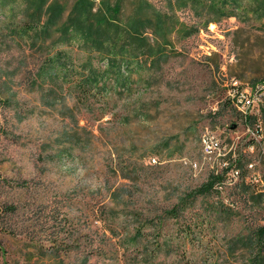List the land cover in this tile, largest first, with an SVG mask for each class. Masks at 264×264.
<instances>
[{
  "label": "rangeland",
  "instance_id": "374dc122",
  "mask_svg": "<svg viewBox=\"0 0 264 264\" xmlns=\"http://www.w3.org/2000/svg\"><path fill=\"white\" fill-rule=\"evenodd\" d=\"M177 15L181 33L129 48L88 96L74 72L39 73L36 31L0 39V264H249L233 243L264 225V103L248 125L229 97L264 81V18L196 32ZM79 44L75 66L109 71Z\"/></svg>",
  "mask_w": 264,
  "mask_h": 264
},
{
  "label": "trees",
  "instance_id": "16d2710c",
  "mask_svg": "<svg viewBox=\"0 0 264 264\" xmlns=\"http://www.w3.org/2000/svg\"><path fill=\"white\" fill-rule=\"evenodd\" d=\"M164 2L166 11L158 9L150 0H0V39L11 37L16 40L25 33L36 31L37 38L32 40L30 49L42 52L39 73H43L48 79H59L74 72L80 76L76 83L78 90L82 92V96H88L94 91L102 90L101 82L109 73L121 74L118 57L127 56L129 48L138 44L144 49V53L151 55L154 52L151 37L168 43L174 33H181L185 24L180 22L177 15L180 11L193 14L196 25L192 28L196 32L219 23L221 19L234 17L241 10L255 19L264 18V0ZM76 42L80 43L78 50L98 52L100 58L108 59L109 71L93 66L91 60L75 66L69 57V49L73 50L70 45ZM158 52L163 53L160 46ZM67 63L70 64V70ZM84 69H90L88 75ZM257 85L264 86V81ZM229 100L235 107L234 100L230 97ZM3 101L0 88V105ZM237 111L248 125H252L254 121L257 124L255 115L246 117ZM257 131L260 134L258 129ZM230 170L239 172V163L232 162L225 173ZM209 179L208 183L192 193V197L218 191L225 184V179L219 174H213ZM258 196L257 198L262 197ZM179 207L181 206L178 205L168 214L177 217ZM242 242L246 247L248 263L264 264V225L253 231L248 238H236L233 244L239 246Z\"/></svg>",
  "mask_w": 264,
  "mask_h": 264
},
{
  "label": "built area",
  "instance_id": "2783aa9c",
  "mask_svg": "<svg viewBox=\"0 0 264 264\" xmlns=\"http://www.w3.org/2000/svg\"><path fill=\"white\" fill-rule=\"evenodd\" d=\"M230 96L234 100L235 108L247 117L248 115H253L256 108H258L254 107V100H261V103H264L263 85H257L251 90H233ZM209 144L212 148L211 140H209Z\"/></svg>",
  "mask_w": 264,
  "mask_h": 264
},
{
  "label": "bare ground",
  "instance_id": "6f19581e",
  "mask_svg": "<svg viewBox=\"0 0 264 264\" xmlns=\"http://www.w3.org/2000/svg\"><path fill=\"white\" fill-rule=\"evenodd\" d=\"M263 92H264V86H263ZM258 100H254V105L257 104Z\"/></svg>",
  "mask_w": 264,
  "mask_h": 264
}]
</instances>
